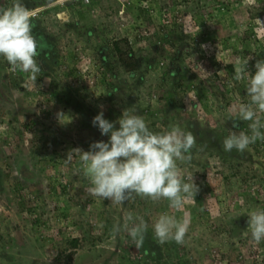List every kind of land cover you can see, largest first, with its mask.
I'll list each match as a JSON object with an SVG mask.
<instances>
[{
	"label": "rangeland",
	"instance_id": "1",
	"mask_svg": "<svg viewBox=\"0 0 264 264\" xmlns=\"http://www.w3.org/2000/svg\"><path fill=\"white\" fill-rule=\"evenodd\" d=\"M24 3L34 17L44 12L34 33L47 47L36 80L0 56V264H264V239L236 227L264 210V141L223 149L230 132L250 134V121L233 129L229 116L250 102L235 68L248 61L251 75L264 58V0ZM12 4L0 0V10ZM176 79L183 88L172 95ZM101 110L109 121L127 110L153 132L194 134L191 161L177 165L199 191L181 211L163 198L114 204L88 193L73 149L108 140L91 123ZM129 212L148 226L140 246L123 227ZM164 213L189 219L182 244L155 238Z\"/></svg>",
	"mask_w": 264,
	"mask_h": 264
},
{
	"label": "clouds",
	"instance_id": "2",
	"mask_svg": "<svg viewBox=\"0 0 264 264\" xmlns=\"http://www.w3.org/2000/svg\"><path fill=\"white\" fill-rule=\"evenodd\" d=\"M35 28L33 13L24 0H13L11 7L0 10V56L14 71L29 73L32 80H36L42 71L36 57L47 47L46 42L35 35ZM247 65L248 61H244L237 66L234 78L247 80L246 92L250 102L235 105V115H230L229 119L233 129H239L241 121H250V134L230 132L223 140V149L227 152L233 149L244 152L257 140L264 141V131H261L264 122L258 115L264 113V60L255 62V72L251 75L247 72ZM62 114L58 113V119L64 123ZM91 123L102 136H108V140L92 142L87 151L73 149L79 155L84 175L90 182L87 191L91 196L114 204L135 196L152 201L163 198L176 211H181L189 199H194L199 188L191 175L185 182L177 165V161L190 162L192 159V150L197 143L192 132L175 126L170 131L153 132L142 116L129 114L127 110H123L116 121L106 119L101 110ZM71 154L69 151L67 159H71ZM248 217L252 238L259 243L264 239V210L252 211ZM189 224L187 217L178 219L175 215L161 214L153 225L155 238L161 243L172 240L182 244ZM123 227L137 246L142 245L148 227L143 217H134L129 212ZM115 231H119L118 225Z\"/></svg>",
	"mask_w": 264,
	"mask_h": 264
},
{
	"label": "trees",
	"instance_id": "3",
	"mask_svg": "<svg viewBox=\"0 0 264 264\" xmlns=\"http://www.w3.org/2000/svg\"><path fill=\"white\" fill-rule=\"evenodd\" d=\"M68 4H70V5H74L75 7H77L78 6V4L79 5H81L82 4V2H80V1H78V0H74V2H68ZM227 4V3H226ZM220 6H224V4H222L221 3V5H219V7ZM145 11V10H144ZM230 11V9L229 8H225V12H229ZM42 13V14H41ZM40 14H38V16L37 17H34V20H35V23H36V21L39 19V16L40 15H44V12H41ZM52 22V21H51ZM53 23V22H52ZM132 35H134V33H131ZM123 41V40H122ZM124 41H126V38H124ZM115 45L117 44L116 42L114 43ZM259 51L261 52V50L259 49ZM262 53V52H261ZM263 53H264V47H263ZM261 59L263 60L264 58L263 57H261ZM254 72H255V68H253L252 69V71H251V74H254ZM173 73H175V70H172L171 72H170V74H173ZM182 75L183 74H181V76L180 77H182ZM178 79H176V84L174 85V87L172 88V90H169V91H171V94L172 95H175L174 94V92L177 90V88L176 87H178V88H180V87H182L183 88V85H182V83H178L179 81H177ZM175 81V80H174ZM176 86V87H175ZM73 100H71L70 98H66V100H65V102H68V103H71ZM64 102V103H65ZM64 103H62V104H64ZM16 128V126H14L13 125V129H15ZM53 143H55V142H57V139L55 138V139H52L51 140ZM84 145H85V147H86V149H88L89 150V144H87V143H84ZM21 164V163H20ZM19 164V165H20ZM23 181H24V179L22 180V183H23ZM23 188V186L20 188V189H22ZM19 189V190H20ZM243 221H245L244 223H243ZM240 221H236V227L238 228V229H245V228H247V225L248 224H245V223H247V220H241V223H239ZM67 242H68V244H69V246H71V247H75V245H77V239L76 238H72V239H69V240H67ZM69 254L70 253H66L65 255H63L62 253L60 254V255H58V258H63V263H70L69 262V260H68V258H71V257H69Z\"/></svg>",
	"mask_w": 264,
	"mask_h": 264
},
{
	"label": "built area",
	"instance_id": "4",
	"mask_svg": "<svg viewBox=\"0 0 264 264\" xmlns=\"http://www.w3.org/2000/svg\"><path fill=\"white\" fill-rule=\"evenodd\" d=\"M83 2H85V3H88L89 2V0H82Z\"/></svg>",
	"mask_w": 264,
	"mask_h": 264
}]
</instances>
